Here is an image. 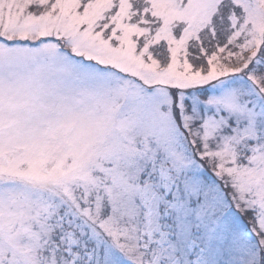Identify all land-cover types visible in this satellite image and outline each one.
<instances>
[{
  "label": "snow or ice",
  "instance_id": "snow-or-ice-1",
  "mask_svg": "<svg viewBox=\"0 0 264 264\" xmlns=\"http://www.w3.org/2000/svg\"><path fill=\"white\" fill-rule=\"evenodd\" d=\"M0 264H264V0H0Z\"/></svg>",
  "mask_w": 264,
  "mask_h": 264
},
{
  "label": "rangeland",
  "instance_id": "rangeland-1",
  "mask_svg": "<svg viewBox=\"0 0 264 264\" xmlns=\"http://www.w3.org/2000/svg\"><path fill=\"white\" fill-rule=\"evenodd\" d=\"M15 154V153H14ZM56 163H57V160L55 158H50L48 161H47V168L48 169H52L56 166ZM72 164V160L71 158H68L64 161V165L65 167H70Z\"/></svg>",
  "mask_w": 264,
  "mask_h": 264
}]
</instances>
